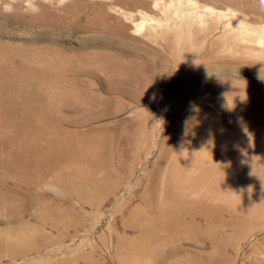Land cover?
Instances as JSON below:
<instances>
[{"label": "rangeland", "instance_id": "obj_1", "mask_svg": "<svg viewBox=\"0 0 264 264\" xmlns=\"http://www.w3.org/2000/svg\"><path fill=\"white\" fill-rule=\"evenodd\" d=\"M0 46L7 59L18 57L21 46L60 51L48 73L55 69L68 92L80 90L99 104L86 112L63 113L70 121L54 126L76 134L80 148L90 145L94 151V138L105 132L107 142L114 143L105 157L109 172H93L87 156L75 163L83 173L69 176L60 166L56 174L44 158L21 151L12 141L14 130L5 135L0 129V264H58L74 257L77 264H89L91 257L103 264H264V228L249 227L245 238L238 237L239 210H248L251 198L264 201L253 175L240 184L244 193L216 200L214 192L222 189L209 190L202 181L213 150L221 148L205 138L217 131L166 119L180 99L181 80L195 63L206 67V77L203 93L190 90L199 84L195 79L183 86L190 107L209 112L220 132L234 133L235 124L230 101L216 82L244 88L238 96L259 104L262 95H253L247 86L264 88V0H0ZM41 77L47 84L43 89L51 92L48 76ZM10 84L16 86L15 80ZM82 97L75 100L77 107L88 105ZM169 126L175 137L190 139L177 151L174 139L165 137ZM242 143L247 162L241 166L246 167L259 152L252 130ZM69 162L58 159V165ZM252 164L260 168L264 160L258 156ZM20 172L31 177L30 186ZM22 189H28V206ZM197 205L222 214L225 227L213 233L204 220L193 224L187 219L191 226L176 253L169 242L147 243L146 259L118 252L116 236L145 239L143 222L169 220L168 209L170 219L174 210L188 215ZM135 210L139 216L128 228ZM67 218L83 225L64 231ZM225 235L230 243H218Z\"/></svg>", "mask_w": 264, "mask_h": 264}, {"label": "bare ground", "instance_id": "obj_2", "mask_svg": "<svg viewBox=\"0 0 264 264\" xmlns=\"http://www.w3.org/2000/svg\"><path fill=\"white\" fill-rule=\"evenodd\" d=\"M13 47L14 46H10V49ZM59 52L60 51L52 48L47 49V47L29 48L21 46L19 48L20 54L18 57L13 56L15 58L11 57L10 59H7L6 52L0 50V129L3 133L5 132V135L9 132V129L14 130L12 141L16 142L18 148H20L21 151L27 152L30 157L44 158V162L48 164L50 169L56 174H58V166H60L61 171L69 176L80 175V173H83V170L77 168L75 163L76 161H79L78 163L80 164V161L85 160L87 156L92 158L93 168L91 170L93 172H109L111 169L105 162V157L110 154V150H112V145L114 143L107 142L108 136L106 132L101 135L102 137L100 134L96 135L99 139L94 138L96 146L93 151V148L90 145L80 148L77 144L78 136L76 134L64 130L62 132L59 129L60 127L56 128L54 126L58 124H66L70 121L62 117L64 115L63 113H72L78 110H84L86 112L89 111L90 108L99 104L95 100L91 101L87 99L88 96L83 94L80 90L76 92V94L75 92H68L65 83L59 82L60 79H57V76H54L55 69L48 73V66L54 61L53 59L61 58ZM44 59L47 60L45 63H39ZM12 63H14V66H12ZM192 66V71L187 75L188 78L187 76H184L185 78L181 80V84L178 87L180 99L174 102V107L171 110L172 112L168 114L166 119L168 123H176V120H183L190 125L198 126V124H204L213 127L212 129L217 131L210 137L205 138L208 143L210 141H213V144L217 142L221 148L214 149L212 152L214 159H210L206 163L207 168L204 170L202 186L205 187L207 183L206 188L209 190L212 186L215 188L220 187L222 191L216 190L214 195L217 197L216 200H224L237 192L239 194L240 191L241 193H244V189L240 184L249 179L248 175L250 174V177L253 175V184H255V186H260V191L264 197V166L257 168L252 164L258 156L264 160V88L247 86V88L252 89L251 91L253 92V95H262L259 99V104H247L246 98L243 100L238 96L244 91V88L234 84L233 86L235 89L232 90V85H228L225 82L222 84L221 81L216 82L215 85L227 95L226 97L230 101L231 113H229V117L232 124L233 122L235 124L233 127L234 133H231L230 131L220 132L217 130L220 126L216 124V121L209 112H198L194 105L190 107L193 102L188 98L183 86H187L185 83L190 82L189 80L195 79L196 83L199 84L196 85V88H194L195 84L190 85V90L197 93H203L200 92L201 90L204 91V88H201V82L202 79L206 77V67L202 68L203 65L198 63H195ZM43 71H45V73ZM45 75L48 76L51 83V92H46V90L43 89L47 85L45 82L43 83L44 85L41 84L43 79L41 76L44 77ZM11 80H15L16 86L10 84ZM41 92H43L44 95L41 94ZM61 94L63 96H60ZM78 96H83L84 103L86 104L87 101L88 105L80 108L79 106L82 105H79L81 104V102H79L77 107L75 100ZM45 98L47 99L46 103L43 102ZM56 113H58V115H56ZM32 114L35 115V119L29 117V115ZM45 114L55 115L45 116ZM20 118L21 120L19 121ZM30 118H33L34 122H28V119ZM260 126L263 130L261 134H258L255 130ZM251 130L254 143L259 152H257V155L249 157L248 161L250 163L248 162L247 166L244 167L241 166V164L247 162L244 160L247 155L243 151L242 142L243 138L248 135ZM165 137L169 141L174 139L176 151L179 146H185L186 142L190 141L189 136L177 135V137H175L170 126ZM34 142H36V146ZM99 144L102 146L100 151H98V148H100ZM62 157L69 159L71 162L67 165L65 163L64 166L58 165V159ZM23 166L28 170V162H26V160L23 163ZM243 170L246 171L242 172ZM18 174L19 176H23L22 178L28 186L31 185V177L21 172ZM229 176H234V180ZM228 181H230V183ZM22 190H25L22 191L24 192V198L22 199L25 202V206H28L31 204V201L27 196L29 193L27 191L28 189ZM258 198L250 199L251 207L248 210H245L243 213L241 210L238 212L239 224L237 226L238 237L240 238L241 236L242 238H245V234L249 227L258 229L264 228V201L260 202ZM240 199V202L246 203L248 201L242 198ZM20 205L21 203L18 204L16 210H18ZM169 212L170 210L168 209L166 213L167 219L169 220L163 219L162 217H156V221L154 220L152 223L143 222L144 230L142 234L143 237H146L145 239H127L126 237L116 236L118 252L120 254L126 253L129 258L137 256L140 259L141 256H143L145 258L141 259H146L148 258L150 251L146 248L148 247L147 243L151 244L157 242L166 245L169 242L173 246V251L176 253L178 247L177 244L179 245L183 238L186 237V231L191 226L188 224L187 219L192 221L191 223L194 221L195 223L193 224H198L200 221L204 220L207 223L208 230L213 233L215 231L219 232L221 228L225 227L221 222L222 214L220 215L215 209L210 210L206 206L203 207L197 205L195 208L188 211V215H181L180 212L174 210L172 215L173 220L168 217ZM245 213H248L249 215H245ZM138 216V210L132 212L127 218L128 220L125 226L132 228V223L134 222V219L138 218ZM249 220H252L254 223ZM66 222L67 224L64 225L65 227H61L64 231L65 229L73 227L75 224H77V227L83 225L79 224L81 222L79 219H73V221H71L70 218H67ZM51 224H53L50 225L53 229H58L59 226H57L55 222H52ZM217 242L226 245L230 243L228 235L223 236V239L217 240ZM260 245H264V238ZM155 249L160 253L163 251L158 247H155ZM173 251L172 254L174 255ZM178 252L179 250L177 253ZM151 260H153V258ZM88 262L89 264H103L101 261L95 260L93 257L89 258ZM187 263L190 264L188 260H184L183 263L178 264ZM58 264H77V259L74 257L73 259L61 261Z\"/></svg>", "mask_w": 264, "mask_h": 264}]
</instances>
